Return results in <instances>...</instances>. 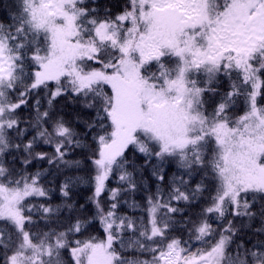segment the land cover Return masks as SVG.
<instances>
[{
    "label": "snow or ice",
    "instance_id": "1",
    "mask_svg": "<svg viewBox=\"0 0 264 264\" xmlns=\"http://www.w3.org/2000/svg\"><path fill=\"white\" fill-rule=\"evenodd\" d=\"M0 12V264H264V0Z\"/></svg>",
    "mask_w": 264,
    "mask_h": 264
},
{
    "label": "trees",
    "instance_id": "2",
    "mask_svg": "<svg viewBox=\"0 0 264 264\" xmlns=\"http://www.w3.org/2000/svg\"><path fill=\"white\" fill-rule=\"evenodd\" d=\"M3 15V13L2 12H0V16H2Z\"/></svg>",
    "mask_w": 264,
    "mask_h": 264
}]
</instances>
